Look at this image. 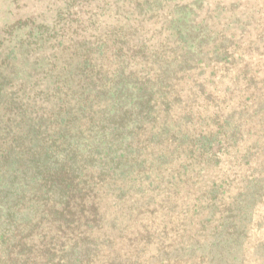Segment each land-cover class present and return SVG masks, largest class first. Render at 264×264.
<instances>
[{
    "label": "rangeland",
    "instance_id": "1",
    "mask_svg": "<svg viewBox=\"0 0 264 264\" xmlns=\"http://www.w3.org/2000/svg\"><path fill=\"white\" fill-rule=\"evenodd\" d=\"M19 88L94 180L14 264H264V0H0V136Z\"/></svg>",
    "mask_w": 264,
    "mask_h": 264
},
{
    "label": "trees",
    "instance_id": "2",
    "mask_svg": "<svg viewBox=\"0 0 264 264\" xmlns=\"http://www.w3.org/2000/svg\"><path fill=\"white\" fill-rule=\"evenodd\" d=\"M88 50L92 51L88 47L84 52ZM76 54V51L71 52V55ZM84 64L88 65V58ZM25 89L19 88L13 93L5 91L4 94L10 98V106L5 111L15 119L7 117L3 120L1 117V199L10 198L1 204V248L5 252L3 259L18 255L17 259H6V262L12 260V264L31 253L28 239L37 234L39 226L58 219L64 225L67 218H78V212L71 209L86 193L85 183L88 179L94 180L93 172L75 174L76 169L71 168L68 159H58L66 148L63 146L65 140L61 137L58 140L51 138V132L55 129L67 134L70 119L77 118L79 113H91V105L86 103L85 106L82 104L67 110L59 107L44 113L41 107L35 108L27 101L25 104L21 102L23 98L34 100L37 96L27 94ZM17 104L19 110H15ZM5 106L1 107L4 109ZM10 120L13 122L10 123ZM7 235L11 239H5ZM23 247L27 254L23 253Z\"/></svg>",
    "mask_w": 264,
    "mask_h": 264
}]
</instances>
